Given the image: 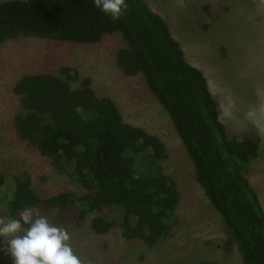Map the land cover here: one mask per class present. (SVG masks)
Wrapping results in <instances>:
<instances>
[{"label":"trees","instance_id":"1","mask_svg":"<svg viewBox=\"0 0 264 264\" xmlns=\"http://www.w3.org/2000/svg\"><path fill=\"white\" fill-rule=\"evenodd\" d=\"M128 11L111 21L93 0H6L0 2V47L20 37L91 44L118 32L126 46L116 64L127 75L142 74L150 91L170 116L194 167L197 183L224 226L244 264H264V206L245 171L261 151L255 133L238 135L221 119L218 100L204 72L189 62L166 19L146 0H126ZM29 73L13 84L22 111L11 125L19 141L48 158L57 171L75 180L82 191L62 190L42 197L24 173L14 178L5 205L7 217L25 207L43 214L56 211L82 226L97 212L91 227L97 234L120 227L128 239L154 246L179 224L181 199L176 180L160 159L168 156L156 135L124 120L110 96H99L90 78L66 68ZM71 80H80L73 87ZM0 170V188L6 184ZM198 264H216L203 260Z\"/></svg>","mask_w":264,"mask_h":264},{"label":"rangeland","instance_id":"2","mask_svg":"<svg viewBox=\"0 0 264 264\" xmlns=\"http://www.w3.org/2000/svg\"><path fill=\"white\" fill-rule=\"evenodd\" d=\"M6 0H0V2ZM168 22L186 58L206 75L218 100L221 119L238 135L260 137V154L245 165L264 206V0H146ZM127 44L118 32L101 41L81 44L39 37H20L0 47V170L6 184L0 188V216L14 188V178L27 173L42 197L62 190L75 193L81 186L31 146L17 139L12 119L22 111L12 91L14 82L29 73L61 74L90 78L99 96H110L124 120L158 136L168 156L160 159L166 173L177 182L181 199L175 210L179 224L171 236L149 246L141 239L126 238L118 226L97 234L90 213L82 226L47 213L50 221L70 234L73 251L93 264H244L224 226L197 183L195 167L170 116L150 91L142 74L127 75L116 64V52ZM80 80H71L78 87ZM264 208V207H263ZM3 238H0L2 240ZM4 245L0 244V248ZM0 264H12L0 250Z\"/></svg>","mask_w":264,"mask_h":264},{"label":"clouds","instance_id":"3","mask_svg":"<svg viewBox=\"0 0 264 264\" xmlns=\"http://www.w3.org/2000/svg\"><path fill=\"white\" fill-rule=\"evenodd\" d=\"M93 5L113 22L129 9L126 0H93ZM0 238V250L10 254L12 264H93L75 254L69 232L37 207H25L15 218L0 216Z\"/></svg>","mask_w":264,"mask_h":264}]
</instances>
